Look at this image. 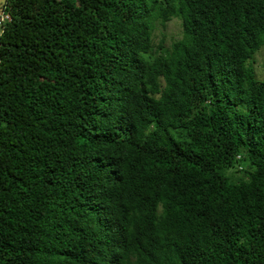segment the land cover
Listing matches in <instances>:
<instances>
[{
    "label": "trees",
    "instance_id": "obj_1",
    "mask_svg": "<svg viewBox=\"0 0 264 264\" xmlns=\"http://www.w3.org/2000/svg\"><path fill=\"white\" fill-rule=\"evenodd\" d=\"M1 11L0 264H264V0Z\"/></svg>",
    "mask_w": 264,
    "mask_h": 264
},
{
    "label": "rangeland",
    "instance_id": "obj_2",
    "mask_svg": "<svg viewBox=\"0 0 264 264\" xmlns=\"http://www.w3.org/2000/svg\"><path fill=\"white\" fill-rule=\"evenodd\" d=\"M0 2H1V0H0ZM3 19H5V18L3 17ZM179 33H180V28H179L178 21L175 19H172L163 28L160 27L159 25L157 26L156 31H155L154 36H153V42L155 45H157L158 39L163 38V40H164L163 46L168 47L170 45L171 37H178ZM256 58H257V66H259L263 70V68H264V56L260 55Z\"/></svg>",
    "mask_w": 264,
    "mask_h": 264
},
{
    "label": "clouds",
    "instance_id": "obj_3",
    "mask_svg": "<svg viewBox=\"0 0 264 264\" xmlns=\"http://www.w3.org/2000/svg\"><path fill=\"white\" fill-rule=\"evenodd\" d=\"M3 17L5 19H3ZM3 20H10V19H9V16L6 13H4L3 11H1V13H0V22H2Z\"/></svg>",
    "mask_w": 264,
    "mask_h": 264
}]
</instances>
